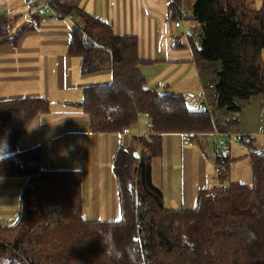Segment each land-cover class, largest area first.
<instances>
[{
	"label": "trees",
	"instance_id": "obj_1",
	"mask_svg": "<svg viewBox=\"0 0 264 264\" xmlns=\"http://www.w3.org/2000/svg\"><path fill=\"white\" fill-rule=\"evenodd\" d=\"M180 2L169 5L173 26ZM52 8L76 21L69 56L81 60L85 75L112 72L110 83L85 88L76 105L88 115L90 130L123 132L146 115L151 134L138 138L136 150H116L121 219L89 221L82 213L80 171L44 170L39 147L17 148L27 128L51 113L50 101L0 99V177L24 179L16 221L0 222V264H264V150L250 154L252 183L234 181L226 189L230 159L216 152L219 185L199 191L192 209H167L152 178L163 136L181 134L205 151L215 131L210 112L190 107L184 95L146 86L142 66L148 62L139 57L137 37L116 35L71 0H54ZM187 10L201 31L199 46L191 40L197 66L216 76L217 108L240 113L238 101L264 97V0H193ZM41 13L32 14V23L14 36L13 21L0 16V47L35 31Z\"/></svg>",
	"mask_w": 264,
	"mask_h": 264
},
{
	"label": "crops",
	"instance_id": "obj_2",
	"mask_svg": "<svg viewBox=\"0 0 264 264\" xmlns=\"http://www.w3.org/2000/svg\"><path fill=\"white\" fill-rule=\"evenodd\" d=\"M27 1L0 0L1 16L13 21L12 36L32 23L31 10L38 1L31 0L33 4L29 8L25 7ZM71 1L75 7L111 25L116 35L138 38L139 57L148 62L142 66L148 88L185 97L187 94H208L205 82L202 84L201 81L203 75L193 60L190 37L173 36L176 27L168 22L171 0ZM50 13V16L43 13V22L16 44L6 43L0 47V99L42 97L50 101L51 113L40 116L28 127L17 140V148L23 151L39 147L44 170L80 171L85 220L119 221V191L113 174L115 153L121 145L138 149V138L151 134L150 120L146 115H139L128 127L129 133H94L90 130L88 115L76 105L83 101L85 88L110 83L112 72L85 75L81 60L69 56L75 19ZM20 15L29 19L16 27ZM175 39L184 49L178 44L174 47ZM180 64L191 68L192 78L200 83V89L166 83L165 72L153 74L163 67H184ZM195 102L205 107L199 100ZM216 134L221 136L219 132ZM215 153L187 144L178 133L163 136L162 155L152 161V178L154 186L163 193L167 209H192L197 205L199 191L213 190L217 186L219 169ZM23 185L24 180L20 178H0L2 224L11 225L16 221Z\"/></svg>",
	"mask_w": 264,
	"mask_h": 264
},
{
	"label": "rangeland",
	"instance_id": "obj_3",
	"mask_svg": "<svg viewBox=\"0 0 264 264\" xmlns=\"http://www.w3.org/2000/svg\"><path fill=\"white\" fill-rule=\"evenodd\" d=\"M192 2L193 0H181L180 5H185V8H190ZM32 4L33 3L25 4V7L29 8L32 6ZM50 11L55 12L53 8L52 10L41 12L45 13L46 16H50ZM41 12L38 13L42 14ZM189 17V19H185L186 21H184L183 26L186 31L191 30V34L187 33L190 39L192 40L191 37L195 36L199 42V36L201 33L200 26L198 23L191 19V14L189 15ZM28 19L29 18L27 16L25 18V15H20L15 22V26L19 27L25 24ZM173 36L177 38L183 37V29L173 28ZM177 44L180 45V48L184 49L181 43ZM193 46L194 45H192V47ZM262 56L264 60V51ZM193 60L195 62V65L197 66L195 55ZM180 67L182 68L179 69L177 65H175L173 68L163 67L160 71L153 72V74L154 76H156L158 74H161L162 72H165L164 78L166 83L175 84V86L178 87L180 85L194 87L196 86L197 89H200V83L195 78H192L191 68L189 66H186L185 64H180ZM199 72H201V74L203 75V78L201 76L202 84H204L205 82V86L207 87L208 94H206V96L208 98V101L214 107L211 117L213 119V122L215 123V126H217L212 136L211 146L208 149L212 154H214L215 151H220L219 149H221L222 151H224V153L228 154L230 159L228 178L226 179V182L224 184L228 185L229 183L234 181L251 184L252 170L250 154L253 151L259 152L261 150H264V97H253L250 102L238 101V104L241 107L240 113L229 111L227 112L226 110L219 109L217 108L215 103L214 89L216 83L214 82L216 80V76H213L210 71H206L205 69H200ZM189 106H193L194 108L200 107L198 104H196L195 101L191 100H189ZM217 132H219V134L221 133L220 137L217 136ZM216 144L218 145L215 149ZM223 144H226L228 146V150L222 148ZM216 183V185L218 186L219 181H216Z\"/></svg>",
	"mask_w": 264,
	"mask_h": 264
},
{
	"label": "built area",
	"instance_id": "obj_4",
	"mask_svg": "<svg viewBox=\"0 0 264 264\" xmlns=\"http://www.w3.org/2000/svg\"><path fill=\"white\" fill-rule=\"evenodd\" d=\"M54 0H44V1H41V2H37L33 7H32V12L33 13H38V12H41V11H47V10H52V3H53ZM3 13V9L2 7L0 6V16L2 15ZM186 18H189V12L187 10V8H185V5H180L179 7V16L175 22V27L176 28H181L183 29L184 31V35H187V31L185 30L184 26H183V23L184 21H186L185 19ZM191 34V32H189ZM189 34V35H190ZM192 38V41L193 43H195L196 45L199 46V43L197 38L194 36V37H191ZM186 98L188 100H191V101H196V100H199L203 105H205V108L210 112H212L213 110V106L209 103L208 101V98L206 96V93H202L200 94L199 96H196L194 94H187L186 95ZM123 133H129V129L128 128H125L123 130ZM242 140V139H240ZM219 148V146H218ZM222 148H224L225 150L228 149V146L226 144L222 145ZM221 150V149H219ZM228 187V185H223V188L226 189Z\"/></svg>",
	"mask_w": 264,
	"mask_h": 264
},
{
	"label": "water",
	"instance_id": "obj_5",
	"mask_svg": "<svg viewBox=\"0 0 264 264\" xmlns=\"http://www.w3.org/2000/svg\"><path fill=\"white\" fill-rule=\"evenodd\" d=\"M27 2L30 3L31 0H28ZM187 33H189V31H187ZM134 156H135V157H139V154H138V153H134Z\"/></svg>",
	"mask_w": 264,
	"mask_h": 264
}]
</instances>
